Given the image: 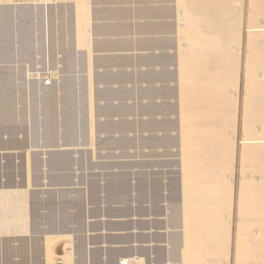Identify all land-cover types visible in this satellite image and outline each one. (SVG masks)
Masks as SVG:
<instances>
[{"label":"rangeland","instance_id":"obj_1","mask_svg":"<svg viewBox=\"0 0 264 264\" xmlns=\"http://www.w3.org/2000/svg\"><path fill=\"white\" fill-rule=\"evenodd\" d=\"M87 2L83 46L74 1L0 3V264L33 262L31 239H45L56 264L60 248L90 236L144 242L132 264H180L179 132L146 125L177 122L175 45L157 42L174 33L143 25L175 24L179 14L182 25V15L173 0ZM162 5L169 17H143ZM168 88L174 94L163 96ZM164 105L171 111L153 109Z\"/></svg>","mask_w":264,"mask_h":264},{"label":"bare ground","instance_id":"obj_2","mask_svg":"<svg viewBox=\"0 0 264 264\" xmlns=\"http://www.w3.org/2000/svg\"><path fill=\"white\" fill-rule=\"evenodd\" d=\"M71 1L76 43L87 45L89 2ZM173 1L182 25L180 14L170 24L159 18L169 8L148 6L143 17L159 21L148 20L143 30L174 33V40L161 36L157 42L175 45L177 122L146 125L165 123L179 132L180 264H221V255L227 263L231 256L233 264H264V0ZM167 59L154 58L158 64ZM170 94L169 88L162 92ZM171 107L152 108L166 113ZM11 110L6 105L7 119ZM128 259L122 263L135 260Z\"/></svg>","mask_w":264,"mask_h":264},{"label":"crops","instance_id":"obj_3","mask_svg":"<svg viewBox=\"0 0 264 264\" xmlns=\"http://www.w3.org/2000/svg\"><path fill=\"white\" fill-rule=\"evenodd\" d=\"M141 242L138 241L137 243L129 239H106L92 236L73 238L70 244L73 248H67L66 252L63 251V248L59 249L60 256L65 259L57 260L56 264H123V256L126 258H132L130 256L140 258L146 255L143 252L144 250L146 251L144 242ZM27 245H31V248L28 246V255L30 256V252L32 253V260L28 258L27 263L31 261L35 263L44 262L43 255L46 254L45 239L40 241L31 239L27 242ZM53 251L55 252L57 249Z\"/></svg>","mask_w":264,"mask_h":264}]
</instances>
